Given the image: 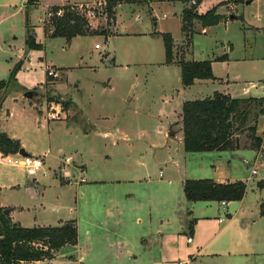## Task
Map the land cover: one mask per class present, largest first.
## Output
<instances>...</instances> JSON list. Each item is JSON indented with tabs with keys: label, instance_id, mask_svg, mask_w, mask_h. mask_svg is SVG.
Returning <instances> with one entry per match:
<instances>
[{
	"label": "rangeland",
	"instance_id": "obj_1",
	"mask_svg": "<svg viewBox=\"0 0 264 264\" xmlns=\"http://www.w3.org/2000/svg\"><path fill=\"white\" fill-rule=\"evenodd\" d=\"M3 1L7 0H0V81L8 80L21 61L13 79L36 96L32 100L15 92L3 96L1 129L18 140L22 149L26 147L40 156L49 151L50 155L45 158L43 170L34 177L21 169L18 153L9 156L15 157L16 166L5 159L0 161V207L3 206V213L12 210V216L8 214L11 222L23 228L59 227L62 222H75L79 245H66L52 259L30 264H69L72 258H80L88 244L92 253H97V260L108 264L102 256L98 257V252L104 248L110 256L118 247L115 242L121 240L134 250L139 245L148 246L150 239L152 247L161 245L165 254L173 258L172 253L185 241L191 222L187 214L191 203L182 196L179 179L185 172L188 176L197 173L198 157V165L203 168L197 175L209 176L224 153L191 154V159L185 161L174 153L172 137L166 133L169 127L176 131L175 120L162 112L169 109L165 97L182 86L179 67L163 64L160 33L170 34L174 42L175 64L182 59L211 60L229 47L234 60L250 57L251 60L232 61L229 66L248 84L252 83L253 86H246L250 88L247 97H264V0H218L217 6H224L219 13L225 16L205 34L201 33V22L196 20L183 33L180 12L184 4L185 8L195 7L198 14H204L213 7L209 0H197L195 6L189 3L191 0L151 6L121 0L108 18L92 2L87 4L90 0H39L31 7L24 0H10L13 6L4 7ZM74 3H82L84 13L95 10V16L89 17L87 23L98 34L77 36L70 42L50 38L51 7ZM27 29L35 42L42 44L41 50L27 49ZM95 45L100 48L95 49ZM221 66L215 69L217 77L230 73ZM48 71L57 77L47 76ZM206 83L186 91V99L210 96L217 90ZM198 93L202 95L196 96ZM51 103H59L57 121L46 119L44 106ZM249 110L247 127L254 125L259 109L251 106ZM115 128L127 138L116 133ZM105 130L114 135L104 137ZM238 131L236 136L243 146L255 147L246 129ZM152 144L165 148L160 150ZM59 149L63 151L60 163L51 159L60 157ZM68 157L75 164L81 162L84 173L70 170L71 177H62L63 173L56 177V165ZM242 158L252 159L253 151L240 150L229 158V168L245 178L244 196L251 209L264 202V187L257 188L258 181L264 179V166L256 163V158L252 160L253 168L259 172L252 177L251 168L246 170L241 164ZM82 176L86 182L78 183ZM177 198L184 206L178 205ZM174 205L178 208L175 214L171 210ZM136 217L142 222L135 221ZM219 218L225 219L221 214ZM213 221L217 223L216 219ZM158 231L164 235L162 241L153 235Z\"/></svg>",
	"mask_w": 264,
	"mask_h": 264
},
{
	"label": "crops",
	"instance_id": "obj_2",
	"mask_svg": "<svg viewBox=\"0 0 264 264\" xmlns=\"http://www.w3.org/2000/svg\"><path fill=\"white\" fill-rule=\"evenodd\" d=\"M206 1V0H204ZM210 3H213V7L211 9H216V15L223 16V13H219V10L224 7V6H217L220 2L218 0H209ZM248 3H251L253 0H246ZM39 2V0H38ZM37 2V3H38ZM91 2V0L89 1ZM87 2V3H89ZM175 2H179V0H174L172 2H145L146 4L151 5H159L163 3H172L174 4ZM26 3V0H24V4ZM86 4V3H85ZM238 4V3H236ZM2 6L4 7H11L13 6V3L10 2V0L3 1L1 3ZM63 5H70V4H61V5H55V6H63ZM73 5H82V3H74L71 4L70 6ZM142 5V4H139ZM235 6V4H234ZM183 8H185L183 4ZM210 9V10H211ZM183 10V9H182ZM181 10V12H182ZM209 11V10H208ZM181 12H180V21H181ZM207 12V11H206ZM202 14V13H199ZM225 16V15H224ZM223 16V17H224ZM223 19V18H222ZM219 24V23H218ZM215 27V26H214ZM212 27L204 28L201 33L207 32L208 29ZM182 31V30H181ZM160 33V32H159ZM163 34V33H160ZM76 38V37H74ZM74 40V39H72ZM70 42V41H69ZM176 46V45H175ZM164 48V46H163ZM176 47H174L175 50ZM232 52L233 49L231 47L227 48V52L221 53L218 55V57L213 58L211 60H206L204 58H201L199 61H196L194 59L192 60H187V61H211L212 63V75L214 76V80H201V81H195L192 86L189 87H182L180 89H176L174 93L171 95L166 96V106L169 108L166 110V112H162V114H167V117H173L175 120L173 122V125L176 126V131L171 130L169 127V132L166 133L170 137H172V148L174 153L177 156H181L183 161L186 159H191L189 158L191 154H210V153H215V152H203V153H187L184 152V147L182 146V138H183V132L181 129V121H180V116H181V107L184 102L186 101H195V100H200L201 99H206L210 98L214 95V93H221L224 95L229 96L232 99H255V98H264V97H247L246 94H248L249 89L246 86H253L252 83L248 84L247 80L243 79V76L240 73H237L236 71H231V67L229 66L232 61L236 63V61H243L245 59L251 60L250 57L247 58H240L242 60H234L232 58ZM223 58V59H221ZM165 64V61L164 63ZM176 65L175 63H173ZM168 65V64H166ZM172 65V64H169ZM218 65H223L221 67H225V69H228L230 73H226L225 77H217V74H215V69L217 68ZM178 67V66H177ZM237 73V74H236ZM179 76H180V70H179ZM180 83H181V76L179 77ZM7 81V80H2L0 82ZM206 82H210L212 86H216L217 90H213L210 96H201L199 99H193V100H188L186 99V91H190L191 88H194L197 84L201 85L199 87H202L203 84H207ZM262 84H259L261 86ZM182 86V85H181ZM206 86V85H205ZM241 87L237 89L238 87ZM234 92H240L244 93L241 96L234 97ZM201 93H198L196 96H200ZM202 95V94H201ZM22 96V95H21ZM3 104V103H2ZM179 109V110H178ZM47 119V118H46ZM1 120V119H0ZM48 121V120H47ZM50 121V120H49ZM254 126L256 127V133H255V138L260 139V146L259 148L255 149V147L252 146L250 148L249 146H243L242 143L239 141V138L235 137V149L234 150H226V151H221L224 153V156L219 157V162L217 166H213V171L209 176H204L201 177L200 171L203 168V165H198L199 159L201 158H196L197 163L195 164L197 167L196 172L194 175H187L185 172V175H182L179 179V183L181 184V192L183 196V185L186 180H204V179H210L214 183L217 184H222V183H236V182H243L245 179L243 176L241 177V174H237L236 171L232 170V168H229V158H232L236 153H238L240 150H251L253 151V158L248 160L246 158H242L241 164L244 165L246 170L248 168L254 169L252 166V160L256 158V163L259 164L263 160L264 156V115H260L257 117L255 120ZM1 129V125H0ZM0 134H6L8 137H10L5 130H2ZM116 133H120L124 138H127L126 134H122L121 131H119L118 128H115ZM166 134L164 137L166 138ZM175 134V136H174ZM114 135L113 132L105 130L103 133L104 137H111ZM11 139L17 141L18 140L10 137ZM157 145L152 144L151 147H156ZM22 146L19 144V150L22 149ZM160 150L163 147H156ZM255 149V150H254ZM24 152L28 154V156H33V157H44V164H45V158H47L50 155V152L47 151L43 155H39L33 150H27L26 147L22 149ZM221 152H216V153H221ZM63 151L62 149H59L57 152V155L60 157L57 158V156H53L51 159L56 162L59 161L61 162V155ZM19 155V152H18ZM9 156H15L14 154L8 155V156H3L0 153V161L5 159L7 162L8 160H11L13 162L14 158H11ZM20 156V155H19ZM22 157V156H20ZM50 159V160H51ZM70 162L73 164L72 166H69L70 163L65 164L62 162L60 165L59 163L55 167V176L56 177H71V171L73 170L77 173V170L80 173H84V166L80 162L79 164H75L72 162L71 158ZM194 162V160H192ZM9 164V163H8ZM172 166L176 167L175 163H171ZM262 166V165H260ZM83 167L84 170L82 171ZM251 173V171H250ZM259 172L257 171V176ZM80 176V174L78 173ZM188 176V177H187ZM161 177V173H160ZM86 182V179H85ZM261 182V183H260ZM35 183H37L35 181ZM246 183V182H244ZM264 187V179H261L257 183V188ZM245 195V194H244ZM184 197V196H183ZM182 197V198H183ZM246 197L243 196V198L240 200V202H229L225 203L222 205V203L218 202H189L191 203L188 207L187 214L189 215L191 219V228L188 226L187 230V236H185V241L180 242V247L178 249H175L173 251V258L171 256H168L170 254H165L163 247L160 245L158 247H152V241L149 239V245H143L137 247V249H130L128 246H126L124 241H117L115 244L118 245L116 249L112 250V253L110 256L107 254L106 249H102L98 252V257L102 256L103 262L104 260L108 264H177L179 261H185L190 259L189 264H264V209L259 208L258 205L255 204L253 208H248V205L246 204ZM176 202H178V205L184 206L181 198H177ZM264 206V202L260 204L259 207ZM3 208V206H1ZM177 206L172 207V213H176L177 211ZM12 211V210H11ZM10 211V217L12 216V212ZM219 214L222 216L224 215L225 219L219 218ZM218 217V218H217ZM213 219H216L217 223L213 221ZM221 220V222H220ZM135 221L141 223L142 221L140 220L139 217L135 218ZM211 221L214 222V225H211ZM168 222V220H167ZM12 223H14L12 221ZM17 224V223H15ZM19 225V224H18ZM162 225V223H161ZM190 225V224H189ZM259 225V227H257ZM153 235L156 237L160 238V241L163 240V233L162 232H155ZM152 237V236H151ZM150 237V238H151ZM190 237L192 238L191 243H187V238ZM140 239V243L145 244V240L142 238ZM175 245V244H173ZM77 245L73 247H77ZM171 253V252H170ZM81 256L79 259L72 258L71 262L72 264H83L84 262L86 264H102L100 260H97L96 256L97 253H92V249L90 248V245L88 244L85 251L80 252ZM55 256V255H54ZM172 261V262H170ZM69 263V264H71Z\"/></svg>",
	"mask_w": 264,
	"mask_h": 264
},
{
	"label": "trees",
	"instance_id": "obj_3",
	"mask_svg": "<svg viewBox=\"0 0 264 264\" xmlns=\"http://www.w3.org/2000/svg\"><path fill=\"white\" fill-rule=\"evenodd\" d=\"M121 0H104L106 17H110L113 8ZM132 4L145 2H172L174 0H127ZM38 0H26V6L37 5ZM195 7L183 8L181 12L183 33L191 28L193 20L200 21L203 28L214 27L222 16L211 9L198 14ZM52 13L48 21L49 37L63 38L67 42L77 36L98 34L90 29L86 18L78 11V7L63 5L51 7ZM62 11L58 16L57 12ZM28 15L26 14V22ZM28 26L26 25V28ZM164 46L165 64H173L174 42L168 33L160 34ZM191 37L188 33L187 39ZM24 44L28 50L38 51L42 44L36 43L33 33L28 29ZM223 59V58H221ZM18 63L11 71L8 80L0 82V108L4 92L10 79L20 70ZM180 70L182 87H189L195 81L214 80L211 61L181 60L176 64ZM52 101V100H50ZM258 107L257 116L264 115V98L232 99L221 93H214L210 98L186 101L181 107L182 146L187 153L221 152L235 149L238 130L250 133V140L255 149L260 146V139L255 138L256 127H247L250 107ZM257 119V118H256ZM255 119V120H256ZM255 123V122H254ZM19 143L6 134H0V153L5 157L18 153ZM246 192V183H214L210 179L186 180L183 185V196L189 202H240ZM191 228V223L189 225ZM77 227L75 222H62L59 227L23 228L12 223L4 215L0 207V264H30L52 259L56 252L66 245H77Z\"/></svg>",
	"mask_w": 264,
	"mask_h": 264
},
{
	"label": "built area",
	"instance_id": "obj_4",
	"mask_svg": "<svg viewBox=\"0 0 264 264\" xmlns=\"http://www.w3.org/2000/svg\"><path fill=\"white\" fill-rule=\"evenodd\" d=\"M196 1L197 0H191L189 3H191L192 5L195 6ZM91 2L94 6H97L98 9L102 10L100 12L101 14H103L105 12L104 10L106 9V6H105L104 0H91ZM87 4H85V5H87ZM74 6H76V5H74ZM76 7H78V11L84 15L86 20L89 17L91 18V17L95 16V13H94L95 10L92 8L88 12L84 13V11H83L84 6L83 5H78ZM57 15L61 16L62 11H58ZM99 48H100L99 45H95V49H99ZM46 75L49 77H52V78L57 77V75L51 71L46 72ZM44 109H45L44 110L45 115H47V120L57 121L60 118L59 113L61 112V109H60L59 103H57V104L51 103L49 107L48 106L46 107V104H45ZM15 161L13 160V162H11V160H8L7 163L16 166L17 164L15 163ZM64 163L65 164L70 163V159L66 158L64 160ZM259 165L264 166V157H263V160L261 162H259ZM20 166H21L22 170L26 171L27 176L34 177L43 170L42 168L44 166V157H42V156L41 157L23 156V157H21V160H20ZM251 176L252 177L257 176V169L254 168L251 170ZM78 183H85V178L83 176L80 177L78 180ZM225 203L226 202H222V205H224ZM220 222H221V220H220ZM191 242H192V238L188 237L187 243H191ZM189 263H190V259L185 260V261H179L177 264H189Z\"/></svg>",
	"mask_w": 264,
	"mask_h": 264
},
{
	"label": "water",
	"instance_id": "obj_5",
	"mask_svg": "<svg viewBox=\"0 0 264 264\" xmlns=\"http://www.w3.org/2000/svg\"><path fill=\"white\" fill-rule=\"evenodd\" d=\"M22 93V97L27 99V100H32L36 94L32 91H27L22 85L20 86L14 79H10L8 86L5 90L4 93V97L8 96L11 93ZM19 155L20 156H28V154L26 152H24L22 149H20L19 151ZM9 210H5L4 211V215L7 217L9 214Z\"/></svg>",
	"mask_w": 264,
	"mask_h": 264
}]
</instances>
